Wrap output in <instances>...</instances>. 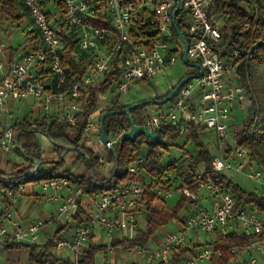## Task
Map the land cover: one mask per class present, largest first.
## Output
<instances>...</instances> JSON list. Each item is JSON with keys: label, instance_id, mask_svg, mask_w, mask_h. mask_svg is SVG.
<instances>
[{"label": "built area", "instance_id": "2783aa9c", "mask_svg": "<svg viewBox=\"0 0 264 264\" xmlns=\"http://www.w3.org/2000/svg\"><path fill=\"white\" fill-rule=\"evenodd\" d=\"M28 13L32 29L40 39L33 52L14 58L0 81V114L7 111L10 102L32 100L38 105L41 117L56 119L75 127L83 112V98L91 88L99 87L117 70L113 84L114 95L127 93L134 85L153 80L163 70L174 66L181 53L182 42L173 32L172 13L176 0H62L66 6L63 23L69 35L76 41L77 50L85 56V73L72 80L63 64L65 42L62 32L50 20L44 3L61 0H21ZM180 18L191 37L188 59L199 63L204 74L185 83L176 96L166 105L157 106L143 117V130L157 134L165 128H179L180 137L190 138L192 127L213 131L217 136L220 152L214 155L210 171L224 174L226 171L241 172L247 163L251 170L247 178L264 190V165L258 157L234 139V145H225L231 138L228 121L233 114V105L244 99L246 89L234 86L231 78L237 73L238 52L235 48L217 49L221 42L218 25L209 19L212 0H180ZM264 12V3H262ZM254 12L260 9L253 3ZM150 21L155 36L151 39H136L132 27L141 18ZM103 19L109 28L95 26L93 20ZM4 44L0 43V51ZM184 53V52H183ZM181 58L183 59L182 55ZM94 127L89 121L86 133ZM203 131V132H204ZM100 132V126H99ZM102 143L101 139H99ZM120 138L110 140L106 148L113 147ZM0 148L5 154H14L16 148L14 126L3 129ZM147 157L137 155L129 166L132 176L117 187L111 188L97 198H92L90 216L77 224L70 237L55 235L47 241L61 255L63 251L74 254L73 264L96 242L95 228L107 239L109 249H121L131 257H138L148 264H176L175 256L180 249L188 251L178 264H212L222 256L217 243V233L246 235L248 243L230 247L232 257L228 264H264V213L252 206L239 205L235 196L215 183L206 167L199 168L195 182L203 195L194 194L189 188H171L168 181L175 177L173 171L151 173ZM239 161L238 168L234 162ZM100 165L108 162L100 157ZM181 181L184 177L180 178ZM42 196L56 211L51 222L57 223L65 216L75 215L80 207L78 193L66 176L46 179L38 183ZM152 191L160 200H167L179 193L193 199L197 210L186 211L176 225L178 231H166L156 248L140 245H117L115 241H132L140 230V211L144 206L147 191ZM25 191V185L15 189H0L10 204ZM262 197V196H261ZM204 198L206 205L198 203ZM0 220V241L4 243L39 244L43 221L30 223L25 229L18 227L12 213L4 208ZM201 234L209 237L207 246L201 244ZM119 235V236H118ZM189 236L192 237L189 239ZM119 249V250H120Z\"/></svg>", "mask_w": 264, "mask_h": 264}, {"label": "trees", "instance_id": "16d2710c", "mask_svg": "<svg viewBox=\"0 0 264 264\" xmlns=\"http://www.w3.org/2000/svg\"><path fill=\"white\" fill-rule=\"evenodd\" d=\"M252 2L257 3L260 7L257 13H250L243 6ZM264 0H212L209 9L210 21L218 25L216 18L223 16L226 21L223 26L219 27L221 32V42L217 49L235 48L238 52L237 63L239 64L237 74L239 76L242 87L248 92L252 113L246 118L243 128L235 134V141L239 146L248 148L252 154L256 155L260 162L264 165V157H260L257 153L256 145L264 144V109L262 102L264 100V89L261 87L251 86L249 77L253 64L264 63V12L262 10ZM58 14L63 19L67 9L63 1L57 3ZM177 9V4L173 7V12ZM25 8L21 0H0V31L8 25L20 24L25 16ZM50 20L57 29L64 28L61 21L56 15L48 11ZM176 22L180 30L185 34L189 43L191 37L186 32L184 22L180 18V11L177 14ZM91 23L95 26L109 28V23L103 19L93 20ZM61 31V30H60ZM172 32L176 40H179L174 27ZM64 37L65 47L63 51V64L67 67L72 80L81 78L85 73V56L77 50L76 41L70 35L62 34ZM132 35L134 38L152 39L155 36L153 26L150 21L141 17L132 27ZM31 52L37 49L39 36L35 31L30 33ZM12 57L19 52L20 48L10 49ZM183 54V52H182ZM183 57V55H182ZM117 70L113 71L99 87L91 88L87 97L83 98V112L78 117L75 127L69 124L49 119L46 117H36L31 121H24L14 126L16 148L15 154L25 160L26 165L16 166L13 171L7 173L0 170V189L17 190L22 185L38 184L43 180L52 179L59 176H66L71 184L77 190L82 191V195L89 198H97L111 188L117 187L121 183L132 176L128 172L129 166L134 162L139 154L145 155L147 158V167L151 173H164L165 171H173L175 177L168 181V190L173 188H189L194 194L199 193V188L195 182V174L201 165L207 169V173L212 176L215 183L223 186L228 192H231L237 199L239 205L252 206L258 211L264 213V198L257 193H248L241 187L230 181L224 174L213 173L210 171L213 155L205 148L201 141L203 128L192 127L190 141L194 143L197 153L191 156L187 161L177 165L162 164L164 152H167L169 145L165 140L176 141L180 138L179 128H165L157 131L158 139L138 134L132 141L117 142L112 152L108 150V162L112 164V169L108 177H103L98 173L100 169V154L94 149L86 146L85 135L86 128L93 115L99 110V95L114 93V81L116 79ZM184 79V77L182 78ZM181 81V80H180ZM150 81H143L148 83ZM174 86L164 96L156 97L155 100L166 98L175 88ZM130 104L116 101L112 107H107L99 112V126L101 117L109 111L121 110ZM146 106L137 108L131 112V118L138 129H143V118L140 113ZM105 132L110 140H116L122 135L129 134L132 131L129 118L126 114L114 115L104 120ZM3 132V121L0 119V139ZM100 136V132H99ZM40 137L46 138L54 147L53 168L39 175L38 172L44 170V149ZM144 148L147 152L144 153ZM69 155H75L77 160L82 161L87 169V175L74 177L65 171L66 160ZM40 162V166H38ZM61 171V172H60ZM184 177L181 181L180 178ZM160 200L152 191H147L144 201L146 230H139L136 237L132 241H115L112 246L117 245H140L145 246L150 242L158 230L167 226L173 221H181V213L189 210L190 207L197 205V202L191 198L181 195L177 205L171 210L165 207L159 208ZM79 210L74 217V221L78 224L85 221L87 211L84 209L79 199ZM217 243L221 246L222 256L214 260L212 264H228L232 255L229 252L230 247H240L249 242L250 237L246 235L236 234H220L216 236ZM8 250L27 249L29 251L31 264H73L70 260L57 259L51 252V244L48 243L44 247L36 244L26 243H5ZM106 245L90 246L82 255L78 264H96V256L98 253L106 254L108 251ZM192 249H180V254L175 256L176 264L180 263L182 257ZM163 264V263H161Z\"/></svg>", "mask_w": 264, "mask_h": 264}, {"label": "rangeland", "instance_id": "374dc122", "mask_svg": "<svg viewBox=\"0 0 264 264\" xmlns=\"http://www.w3.org/2000/svg\"><path fill=\"white\" fill-rule=\"evenodd\" d=\"M248 2L245 1L243 3V6L249 11L250 13L254 12L253 8V2L251 4H247ZM45 7L49 9V7H54V3H44ZM56 8V7H55ZM55 8H53V12H55ZM226 21V18L223 16L217 17L216 22L219 27L223 26ZM31 28V22L29 19H24L21 21L20 24L17 25H8L4 27L1 32H0V43H8L9 46H13L14 48H20V50H23L25 47H27L30 43V39L27 40L26 34H27V29ZM181 53H179L178 60L176 64L170 68H167L160 72L153 80H151L148 83H139L134 85L127 93L122 94V95H114L115 93L108 92L107 94H100L99 95V110L96 112L93 117L92 121L94 122V127L98 129L99 126V119H100V114L99 112L107 107H112L116 101H119L121 103H128V104H133L142 100L146 99H155L156 97H161L164 96L169 90H171L174 86H176L180 80L188 73V75H193V74H198L199 71L197 69H191L188 65H186L183 62V59L181 58L182 52H184V48L180 45L179 46ZM10 55V48L7 50H4L0 52V64H3L4 66L7 67L8 64V58ZM1 76V74H0ZM249 83L251 86L255 87H261L264 89V63L261 64H253V67L251 69V74L249 77ZM231 83L234 86H242L239 76L237 73L233 75L231 78ZM34 102L32 100H27L24 101L23 103L17 102L15 104V107L13 109H10L9 112L1 113V118L3 121V126L4 128L7 126H15L21 122L24 121H31L33 118H36L39 116V113L36 112V107L32 105ZM18 105L21 106L22 108H18ZM157 106L154 105H149L147 106L143 111H141L140 115L143 118L144 115L147 114L148 111L155 109ZM262 107L264 109V100L262 102ZM237 110L240 114L239 117L244 123L246 118L252 113L253 108L251 105V101L248 95V92L246 91L244 99L241 101L235 102L233 105V114L230 120L228 121V124L230 126V136L226 142L225 145H234V139L232 137L235 136L236 133L240 132L242 129V125H234V112ZM38 113V115L36 114ZM143 130V129H141ZM98 131V130H97ZM96 139V144L95 148L97 151L99 150V146L103 147L99 141L98 137L95 136ZM40 140L43 144V147L45 149L47 148V145L49 143L46 142L44 137H40ZM154 140V139H153ZM85 141L87 143L92 142V140L89 139L87 134L85 135ZM201 141L204 144L205 148L208 149L211 154L214 156L220 152V147L218 145V140L217 136L213 131H204L201 134ZM167 145H169V149L167 152H164V157L162 164L164 166L167 165H177L180 166L181 163L184 161H187L191 156H194L197 153V149L194 146V143L190 141V139L180 137L176 141L173 140H165L164 141ZM99 145V146H97ZM257 147V153L261 157H264V144L263 145H256ZM104 152L107 153L106 147L104 148ZM147 152V149L144 148V153ZM54 159V158H53ZM106 160V159H105ZM24 159L20 156H17L15 153L14 154H5L3 150L0 148V170H3L5 172H10L13 168V166L17 165V163L21 162L23 163ZM107 161V160H106ZM50 166L46 167L44 166V170L39 171L38 174L42 175L44 172H47L51 167L53 168V163L49 162ZM239 164L241 162L235 161L234 165L236 168H238ZM23 166V165H22ZM106 169L105 174L103 175H108L109 170L111 167H107L108 165H101ZM201 168L203 165L200 166ZM108 168V169H107ZM251 170L249 165L247 163L244 164V167L241 169V172H237L235 170H229L224 173V175L232 181L234 184L238 185L241 187L244 191L248 193H257L259 196H262L264 198V190L261 188L259 184H257L254 181H251L247 178L246 174ZM61 172V171H60ZM99 174L102 172V169H98ZM204 190L199 191V195L204 194ZM1 199H4L2 194L0 193ZM181 198V194L177 193L173 197L160 201L158 204L159 208L165 207L167 210H171L173 207H175L178 203V201ZM204 199H202V202ZM200 203V201L198 202ZM46 205V204H45ZM48 210L51 211V207L47 206ZM199 208V205H195L189 208L188 211L192 212L194 210H197ZM186 213V211L181 213V217ZM140 230H146V219H145V207H141L140 211ZM179 221H173L170 224H168L165 227H162L158 230L154 238L145 245L146 248H156L161 244L162 241V236L166 231H178L177 223ZM50 229H53L52 226L47 227V230L49 231ZM49 231L48 235H45L40 239V243L37 244L39 247H44L46 246L48 240H50L53 237V231ZM192 238L189 236V239ZM209 240V237H207L205 234H201V244L203 246H207V242ZM103 241L107 242V239L103 237ZM45 242V243H44ZM120 249V248H119ZM115 248V249H108L107 253L104 254L98 253L96 256V264H148L146 261L140 260L138 257H131L127 255V252L121 248L120 250ZM50 252L57 258V259H62V260H70L71 262L74 261V254L69 252V251H63L61 255L55 253V250L50 247ZM24 258V256H23ZM30 260V256H29ZM31 263V261H30Z\"/></svg>", "mask_w": 264, "mask_h": 264}, {"label": "crops", "instance_id": "0c3cea01", "mask_svg": "<svg viewBox=\"0 0 264 264\" xmlns=\"http://www.w3.org/2000/svg\"><path fill=\"white\" fill-rule=\"evenodd\" d=\"M57 3L53 4L54 5L53 8L56 7L55 8V10H56L55 12H53V8L52 7H49V9L48 8H46V9L48 11L54 13L56 15V18L61 21L62 25H64L63 19L62 18L60 19L59 14H58ZM24 19H29L30 22H31V19H30V17H29L27 12H25V16L22 19V21ZM60 30H61L62 34L63 33H65V35L69 34V32L65 28V26H64V28H62ZM32 31H33V29H32V22H31V28L27 29V31H26L27 32V34H26L27 40L30 39V37H31L30 33H32ZM63 39H64V37H63ZM38 42L39 43H37V46L40 44V39L38 40ZM3 44H4V49H2V51L7 50L9 48L10 49H16L13 46H9L8 43H3ZM2 51H0V52H2ZM28 52H31L30 43L23 50H19V52H17L14 57H12V53H11V50H10V55H9V58H8V61H7L8 64L14 58H16L18 55L23 54V53H28ZM0 65H3V64H0ZM4 73H5V71H0V74H1L0 81H1V78H2ZM23 102L24 101H22L21 103H23ZM16 103L17 102H10L7 105V111L6 112H9L10 109H13L15 107ZM32 105L34 107H36V109H37L36 112L39 113L38 117H41L42 114L39 112L38 105L35 102H34V104L32 103ZM18 108L20 109L22 107L18 105ZM3 113H5V112H3ZM38 113H36V114L38 115ZM239 114L240 113L237 110H235V112H234V125H237V127H239V125H241L243 123L242 120L239 117ZM0 119L2 120L1 115H0ZM96 128L93 127L89 132L86 133L87 136L89 137V139L92 140V142H90V143H87V141H85L86 142V146L88 148H90V149H94L97 153L100 154V157L106 159L107 162H108V150H107V153L104 152L105 151L104 150L105 145L101 144L100 141H99V139H100L99 126H98V129H96ZM3 129H4V126H3ZM95 136L98 137L99 143L103 146V147H101V146L97 145V146L100 147L98 151L94 147L95 144H96ZM45 140H46V142H48V140L46 138H45ZM43 149H44L43 157H44V162H45L44 166L46 165V167H48V166H50V164H48V163L49 162L53 163V161H54L53 160V158H54V147L49 142L48 145H47V148L45 149V147H43ZM22 165H26L25 160L23 161V163L19 162V163H17V165L13 166V168H12V170L10 172L13 171L14 167L22 166ZM111 165L112 164H110L108 162V166L107 167H111ZM100 168L102 169V172L100 173V175L103 176V177H108L110 172H111L112 167H111V169L107 168L109 170V173L106 176L103 175V174H105L106 169L103 166H101V165H100ZM104 170H105V172H104ZM65 171L67 173L73 175L74 177L85 176V175L88 174L85 164L82 161L77 160L75 155H69L68 156V158L66 160ZM10 172H7V173H10ZM75 189H76L75 186L72 187V190L77 192L76 191L77 189L76 190ZM78 198L81 200V203H82L84 209L87 211V215H86V218H85V220H87L89 218V216H90V213H91V209H90L89 203H90L92 198H89L86 195H82V193H78ZM202 199H204V198H202ZM202 199H201L200 204L206 205L207 202L205 201V199L202 202ZM47 206L51 207V211L48 210ZM4 208H6L9 211H11L13 221H15L17 223L18 227H20L22 229H25L32 222H36V221H39V220L43 221L45 224H44V227L41 230L40 239L42 237H44L45 235H48L50 230L53 231V233H52L53 237L55 235L63 236V237H70V236L73 235V233L75 231V228H76V226L78 224L77 222L74 221V217H75V215L77 213L75 215H73V216H65L57 223L51 222V217L56 211V205L49 203L42 196L41 190H40L38 184H33L32 183V184L25 185V191L19 197H17L15 199L14 203H12V204H10L8 200L1 199V197H0V220H2V218H3L2 211H3ZM50 226H52L53 229H50L48 231L47 227H50ZM95 232H96V240L95 241L99 242L101 245H106V241L105 242L103 241V237L104 236L102 235V233L98 229V227L95 228ZM23 256H24V258H23ZM0 264H31L30 260H29V251L27 249L8 250L6 248V246H5V243L0 241Z\"/></svg>", "mask_w": 264, "mask_h": 264}, {"label": "water", "instance_id": "95a60500", "mask_svg": "<svg viewBox=\"0 0 264 264\" xmlns=\"http://www.w3.org/2000/svg\"><path fill=\"white\" fill-rule=\"evenodd\" d=\"M176 4H177V9L172 13V20H173V27L176 31V34L178 35L180 41L182 42L183 46H184V53H183V62L188 65L191 69H197L199 71V73L197 75H188L186 76L184 79H182L177 85L176 87L170 92V94L162 99V100H155V99H146V100H142L133 104H130L128 107L121 109V110H116V111H109L106 112L102 115L101 117V121H100V139L102 141V143L104 145H107L109 143V138L106 135L105 132V126H104V120L110 116H114V115H122V114H126L129 118L130 124H131V128L132 131L129 134H125L122 135L120 137V142H125V141H132L138 134H144L146 136H149L151 138H153L154 140L158 139V135L152 132H148L145 130H140L138 129V127L136 126V124L133 122L132 118H131V112L136 110L137 108L143 107V106H149V105H154V106H163L166 105L167 103H169L178 93V91L180 90V88L187 83L188 81L194 80L196 78L201 77L204 74V68L202 67L201 64L199 63H193L190 62L188 59V50H189V43L186 40V36L185 34L180 30V28L177 25L176 22V18H177V14L181 8V1L180 0H176ZM112 152H114V148L110 147L109 148ZM38 166H40V162H38Z\"/></svg>", "mask_w": 264, "mask_h": 264}, {"label": "flooded vegetation", "instance_id": "af4514ba", "mask_svg": "<svg viewBox=\"0 0 264 264\" xmlns=\"http://www.w3.org/2000/svg\"><path fill=\"white\" fill-rule=\"evenodd\" d=\"M193 70V69H192ZM193 75H196V74H193ZM186 76H188V73L184 76V78L186 77ZM182 80V79H181Z\"/></svg>", "mask_w": 264, "mask_h": 264}]
</instances>
